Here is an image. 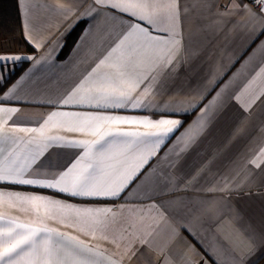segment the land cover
I'll use <instances>...</instances> for the list:
<instances>
[{
	"label": "crops",
	"instance_id": "1",
	"mask_svg": "<svg viewBox=\"0 0 264 264\" xmlns=\"http://www.w3.org/2000/svg\"><path fill=\"white\" fill-rule=\"evenodd\" d=\"M18 5L34 52L0 55L20 57L0 63L8 71L29 61L0 93V108L16 110L0 113V131L21 142L4 143L5 155L16 150L30 159L37 146L25 142L41 137L18 129L39 128L53 112L180 124L118 195L73 196L5 182L0 217L52 230L54 239L56 233L75 237L100 254L101 264H264V12L245 0H176V19L159 22L170 29L164 32L95 0ZM133 24L161 40L179 41L175 54L165 57L170 62L139 50L130 58L114 53L97 68ZM120 62L136 65L129 70L141 78L131 91L132 101H141L136 107L131 101L122 107L75 99L63 104L94 69L93 80L116 79L112 65ZM87 87L77 98L95 94ZM74 123V117L49 121L44 136L59 140L49 141L26 179H58L84 153L67 141L103 143L110 139L105 133L164 131L111 121L91 122L96 135L65 130ZM33 196L43 201L21 199ZM46 201L109 211L78 216Z\"/></svg>",
	"mask_w": 264,
	"mask_h": 264
},
{
	"label": "snow or ice",
	"instance_id": "2",
	"mask_svg": "<svg viewBox=\"0 0 264 264\" xmlns=\"http://www.w3.org/2000/svg\"><path fill=\"white\" fill-rule=\"evenodd\" d=\"M253 3L259 6V12H264V0H253ZM95 4L127 13L138 20H143L147 25H152L156 30L164 32H170V29L168 27L161 28L159 22L174 21L178 15L176 0H95ZM251 15L259 19L255 12H252ZM262 34H264V30H262ZM178 45L179 41L177 40H161L152 36L148 29L139 24H133L129 26L128 31L119 39L108 55L100 61L97 68L107 63L114 53L119 52L121 58L127 54L130 58L133 53L139 50L143 52L151 50L155 53L158 62L168 63L170 60H165V57L174 55V50ZM6 59L15 60L20 57H0V63ZM112 67L117 70L116 79L105 77L93 80L92 76L96 72L94 69L93 73H90L63 101V104H70L75 99L76 102L87 103L89 106H92L95 101L96 107H122L131 101V106L136 107L141 101H132L131 91L135 90L141 78L136 77L129 70L130 67L134 68L136 65L120 62L113 64ZM261 71L264 72V69ZM86 85L88 86L87 91L95 94L77 98V93L85 89ZM124 85L128 86L127 90L123 87ZM15 111V109L0 108V113L11 114ZM56 117H74L75 123L72 126H67L65 130L90 131L92 135H96L97 131L89 127L93 121L138 124L151 128H164V131L105 133L104 135L109 136L110 139L103 143L67 141L66 143L70 146L83 148L84 153L66 171L62 172L58 179L51 182L26 179L25 173L29 171L31 164L36 162L43 150L49 146V141L59 140L58 137L44 136L45 127L49 121H53ZM179 124L180 122L176 120L153 122L108 116L75 117L74 114L53 112L39 128L18 129L22 132H35L41 137L40 140L30 139L25 142L26 144L35 143L37 146L35 154L30 159L16 150L9 151L5 155L4 143L11 142L19 146L21 142L0 131V183L57 188L59 191L73 196H116L135 178L139 170L163 143L164 138L173 132ZM101 139L103 140V136ZM261 155H264V150L261 151ZM21 199L33 204L43 201L42 197L36 196ZM44 203L55 204L59 208H68L78 216H91L93 212L98 214L109 211L106 209H71L69 205H58L51 201ZM93 223H99V221L93 218ZM51 232L52 230L47 228L30 227L11 220L5 221L3 217H0V264H101V261L96 259L100 254L82 244L75 237L56 233L54 239Z\"/></svg>",
	"mask_w": 264,
	"mask_h": 264
},
{
	"label": "trees",
	"instance_id": "3",
	"mask_svg": "<svg viewBox=\"0 0 264 264\" xmlns=\"http://www.w3.org/2000/svg\"><path fill=\"white\" fill-rule=\"evenodd\" d=\"M32 52L34 48L23 35L18 0H0V55ZM28 62L22 61L14 67L0 83V93L18 77Z\"/></svg>",
	"mask_w": 264,
	"mask_h": 264
},
{
	"label": "rangeland",
	"instance_id": "4",
	"mask_svg": "<svg viewBox=\"0 0 264 264\" xmlns=\"http://www.w3.org/2000/svg\"><path fill=\"white\" fill-rule=\"evenodd\" d=\"M21 63V62H20ZM2 64H0V83L1 82H3L4 81V79L6 78V76H8V74L10 73V72H12V71H8L9 70V68L7 69H4V68H2ZM7 66V65H6ZM12 70H14V68L12 69Z\"/></svg>",
	"mask_w": 264,
	"mask_h": 264
},
{
	"label": "built area",
	"instance_id": "5",
	"mask_svg": "<svg viewBox=\"0 0 264 264\" xmlns=\"http://www.w3.org/2000/svg\"><path fill=\"white\" fill-rule=\"evenodd\" d=\"M245 1H246L251 7L255 8V9L259 8L258 5H255V4L253 3V0H245Z\"/></svg>",
	"mask_w": 264,
	"mask_h": 264
}]
</instances>
